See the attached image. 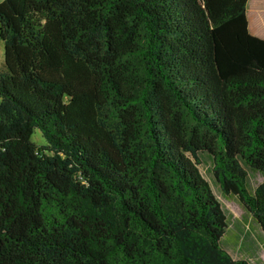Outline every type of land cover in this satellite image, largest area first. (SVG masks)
<instances>
[{
  "label": "trees",
  "instance_id": "trees-1",
  "mask_svg": "<svg viewBox=\"0 0 264 264\" xmlns=\"http://www.w3.org/2000/svg\"><path fill=\"white\" fill-rule=\"evenodd\" d=\"M248 1H0V264H254L198 167L264 231Z\"/></svg>",
  "mask_w": 264,
  "mask_h": 264
},
{
  "label": "rangeland",
  "instance_id": "rangeland-1",
  "mask_svg": "<svg viewBox=\"0 0 264 264\" xmlns=\"http://www.w3.org/2000/svg\"><path fill=\"white\" fill-rule=\"evenodd\" d=\"M249 1L247 3V10L249 8ZM3 67L4 43L0 36V70ZM33 139L36 141L42 139L39 130L34 133ZM200 158L201 163L198 166L200 172L210 183L212 190L221 202L228 217L227 234L223 239L224 247L235 258H245L254 264H264V231L253 220L236 195L225 194L221 190L213 172V157L208 152H201ZM248 173V184L251 190L264 181L263 173L251 170Z\"/></svg>",
  "mask_w": 264,
  "mask_h": 264
},
{
  "label": "crops",
  "instance_id": "crops-1",
  "mask_svg": "<svg viewBox=\"0 0 264 264\" xmlns=\"http://www.w3.org/2000/svg\"><path fill=\"white\" fill-rule=\"evenodd\" d=\"M262 10H263V12H262ZM262 10L260 12V18H262V20H263V23H262L263 26H261L260 22L254 21V18L252 15V10L250 8H248V10H247V16H248V21H249V31L253 35L264 38V9H262Z\"/></svg>",
  "mask_w": 264,
  "mask_h": 264
},
{
  "label": "bare ground",
  "instance_id": "bare-ground-1",
  "mask_svg": "<svg viewBox=\"0 0 264 264\" xmlns=\"http://www.w3.org/2000/svg\"><path fill=\"white\" fill-rule=\"evenodd\" d=\"M264 6V0H250L249 8L252 10V15L255 22H260L263 26V20L260 18V9Z\"/></svg>",
  "mask_w": 264,
  "mask_h": 264
}]
</instances>
